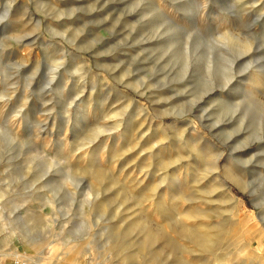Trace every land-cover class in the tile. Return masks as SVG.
Returning <instances> with one entry per match:
<instances>
[{
    "label": "rangeland",
    "instance_id": "obj_1",
    "mask_svg": "<svg viewBox=\"0 0 264 264\" xmlns=\"http://www.w3.org/2000/svg\"><path fill=\"white\" fill-rule=\"evenodd\" d=\"M264 264V0H0V264Z\"/></svg>",
    "mask_w": 264,
    "mask_h": 264
},
{
    "label": "built area",
    "instance_id": "obj_2",
    "mask_svg": "<svg viewBox=\"0 0 264 264\" xmlns=\"http://www.w3.org/2000/svg\"><path fill=\"white\" fill-rule=\"evenodd\" d=\"M12 264H20V263H18V262H15V263H12Z\"/></svg>",
    "mask_w": 264,
    "mask_h": 264
}]
</instances>
